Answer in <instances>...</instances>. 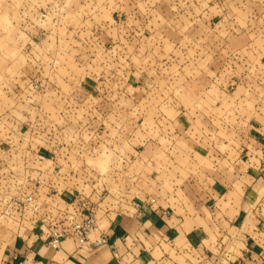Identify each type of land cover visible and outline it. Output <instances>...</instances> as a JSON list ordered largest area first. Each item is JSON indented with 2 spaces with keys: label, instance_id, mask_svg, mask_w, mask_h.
<instances>
[{
  "label": "rangeland",
  "instance_id": "374dc122",
  "mask_svg": "<svg viewBox=\"0 0 264 264\" xmlns=\"http://www.w3.org/2000/svg\"><path fill=\"white\" fill-rule=\"evenodd\" d=\"M261 109L264 0H0V264L75 205L187 202L207 148L238 156L225 116Z\"/></svg>",
  "mask_w": 264,
  "mask_h": 264
},
{
  "label": "crops",
  "instance_id": "0c3cea01",
  "mask_svg": "<svg viewBox=\"0 0 264 264\" xmlns=\"http://www.w3.org/2000/svg\"><path fill=\"white\" fill-rule=\"evenodd\" d=\"M222 57L223 75L242 82L236 62ZM260 111L236 114L229 127L227 117L222 119L216 134H222L224 146L233 143L238 156L207 148L212 167H199L179 185L187 202L172 206L161 187H152L142 218L132 212L97 213L90 238L105 233L108 244L89 251L70 237L52 248L48 236L37 233L29 248L6 246L1 264H264V109ZM211 135L207 141L213 140Z\"/></svg>",
  "mask_w": 264,
  "mask_h": 264
},
{
  "label": "built area",
  "instance_id": "2783aa9c",
  "mask_svg": "<svg viewBox=\"0 0 264 264\" xmlns=\"http://www.w3.org/2000/svg\"><path fill=\"white\" fill-rule=\"evenodd\" d=\"M39 87L38 84L35 86ZM32 200V198H29ZM140 206V204H137ZM94 205L82 204L73 206V211L67 216L64 226L54 228L50 223L48 230L47 245L57 248L61 240L65 238H75L79 249L93 250L99 246L109 243L108 235L101 234L99 238L92 240L90 235L96 227V213L93 210ZM143 211L141 210V213ZM139 213V214H141Z\"/></svg>",
  "mask_w": 264,
  "mask_h": 264
}]
</instances>
